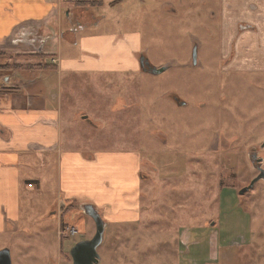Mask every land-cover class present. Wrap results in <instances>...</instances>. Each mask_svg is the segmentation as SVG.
<instances>
[{"label":"rangeland","instance_id":"obj_1","mask_svg":"<svg viewBox=\"0 0 264 264\" xmlns=\"http://www.w3.org/2000/svg\"><path fill=\"white\" fill-rule=\"evenodd\" d=\"M104 10V23L119 34L138 30L141 56L167 70L82 76L78 87V119L96 128L98 144L73 146L141 161L136 219L111 222L97 209L105 223L98 264H264V179L239 194L264 170V0L92 9ZM17 60L0 55V78ZM53 178L35 198L22 196L14 220L3 215L0 250L11 264H72L70 250L95 234L84 204L55 206Z\"/></svg>","mask_w":264,"mask_h":264},{"label":"crops","instance_id":"obj_2","mask_svg":"<svg viewBox=\"0 0 264 264\" xmlns=\"http://www.w3.org/2000/svg\"><path fill=\"white\" fill-rule=\"evenodd\" d=\"M117 1L0 0V55L21 59L0 78V233L3 215L14 220L22 196L35 198L52 175L59 208L91 205L116 223L138 216L139 155L73 146L98 144L78 119L82 76L141 69L140 32L119 34L107 11H92Z\"/></svg>","mask_w":264,"mask_h":264},{"label":"water","instance_id":"obj_3","mask_svg":"<svg viewBox=\"0 0 264 264\" xmlns=\"http://www.w3.org/2000/svg\"><path fill=\"white\" fill-rule=\"evenodd\" d=\"M197 58V49L196 47L192 50V62L195 64ZM140 67L143 71L158 75L165 70L166 67L157 69L152 67L147 60H145L142 56L140 57ZM259 175L253 179L250 185L246 188L240 190L239 194L243 195L247 191H249L255 183L259 180L264 179V170L261 167H258ZM82 210L86 216L91 218L95 225V234L91 240L81 241L77 243L71 250H70V257L72 259V264H98L100 256L97 252V249L103 242V235L105 229V223L100 218L97 211L91 205H84L82 206ZM0 264H11V256L8 249L0 250Z\"/></svg>","mask_w":264,"mask_h":264},{"label":"flooded vegetation","instance_id":"obj_4","mask_svg":"<svg viewBox=\"0 0 264 264\" xmlns=\"http://www.w3.org/2000/svg\"><path fill=\"white\" fill-rule=\"evenodd\" d=\"M193 63V62H192ZM193 65H196V62H195V64H193ZM86 241V240H85ZM72 260V259H71Z\"/></svg>","mask_w":264,"mask_h":264}]
</instances>
